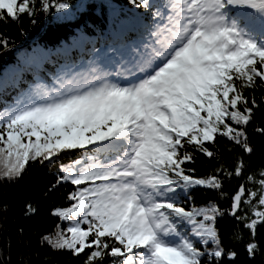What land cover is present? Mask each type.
Masks as SVG:
<instances>
[{
  "label": "snow or ice",
  "instance_id": "6c2138e0",
  "mask_svg": "<svg viewBox=\"0 0 264 264\" xmlns=\"http://www.w3.org/2000/svg\"><path fill=\"white\" fill-rule=\"evenodd\" d=\"M94 3L0 0V27L23 31L41 14L77 25L71 44L55 50L34 41L0 80V182L18 180L31 161L54 170L45 195L71 186L39 243L83 256L81 264H237L220 228L226 217L254 259L264 252V164L245 173L255 153L249 129L264 136V94L256 96L264 36L252 31L264 32V0H127L135 11L101 0L96 13L108 11L110 39L99 48L105 37L86 31ZM11 43L0 33V48ZM10 89L18 91L8 100ZM221 138L234 167L223 162ZM200 155L219 162L204 177ZM233 178L242 183L222 208ZM201 189L216 199L198 206ZM36 211L25 204L26 216Z\"/></svg>",
  "mask_w": 264,
  "mask_h": 264
},
{
  "label": "trees",
  "instance_id": "16d2710c",
  "mask_svg": "<svg viewBox=\"0 0 264 264\" xmlns=\"http://www.w3.org/2000/svg\"><path fill=\"white\" fill-rule=\"evenodd\" d=\"M70 4H78L81 0H68ZM116 6H124L126 9H133L127 4V0H111ZM101 0H96L89 12L90 26L86 29L88 35L93 38L97 36L105 37L104 40H97L96 47H101L110 39L108 35L110 29V16L106 9H100L96 13L97 5ZM258 20V18H257ZM91 25L98 26L93 27ZM102 30V31H98ZM253 33L260 38L264 36L259 26L255 27ZM0 33H3L11 40L10 50L4 51L0 48V80L3 79L6 71L14 66L23 65L25 53H31L36 46L34 41L41 46L47 45L48 48L55 50L57 47L71 44L77 34V25L75 21L70 24L54 25L51 16L41 14L37 18L36 25H31L27 19L23 23V31L16 25L0 27ZM90 47V45H87ZM78 51L73 52L77 56ZM54 59H57L54 57ZM47 71H52V66L45 64ZM31 80V75L26 74ZM26 85L21 84L20 88ZM17 89H10L7 99L11 100L17 94ZM264 91L256 92L259 98ZM4 105L0 104V109ZM258 118L260 114H257ZM251 144L255 149L252 158L253 167L248 169V173L258 172L264 164V136H260L249 129ZM218 147L223 152V162L226 167H234V154L228 149L232 147L226 139H219ZM238 151V150H237ZM1 165V164H0ZM219 166L216 160L209 161L206 157L200 155L195 165L197 175L207 176L211 170ZM2 167V166H1ZM54 170L40 165L37 162H29L22 176L15 182H0V264H81L83 256L73 257L68 252L57 253L52 249L39 243L41 234L53 231L55 225L59 222L57 217L51 215V209L55 206H67L69 202L65 200V193L71 190L70 185L58 186L55 191L45 195L48 187L54 183ZM242 183L241 179L233 178L225 184V192L228 194L227 200H219L222 208H229L231 196L235 193L238 186ZM248 187H254L249 184ZM193 196L198 206H203L216 199L217 193L207 190L194 191ZM31 203L37 209L33 215L26 216L25 204ZM5 206H7L5 210ZM65 226L61 223V227ZM241 229L242 225L239 226ZM220 228L224 232V244L228 250H235L239 254L237 264H264V252L258 253L254 259H249L245 251L244 244L236 242L233 233L237 228L236 221L231 217H226L220 221ZM23 230L22 232L20 230ZM244 239L247 240L248 233L243 232ZM258 240L261 247L264 248V229L259 231Z\"/></svg>",
  "mask_w": 264,
  "mask_h": 264
},
{
  "label": "rangeland",
  "instance_id": "374dc122",
  "mask_svg": "<svg viewBox=\"0 0 264 264\" xmlns=\"http://www.w3.org/2000/svg\"><path fill=\"white\" fill-rule=\"evenodd\" d=\"M2 166V164L0 165V167Z\"/></svg>",
  "mask_w": 264,
  "mask_h": 264
}]
</instances>
